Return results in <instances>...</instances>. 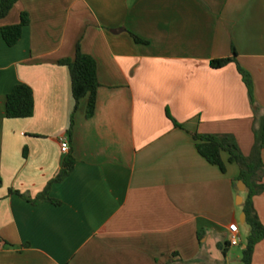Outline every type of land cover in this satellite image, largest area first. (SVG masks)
Wrapping results in <instances>:
<instances>
[{"label":"crops","instance_id":"obj_1","mask_svg":"<svg viewBox=\"0 0 264 264\" xmlns=\"http://www.w3.org/2000/svg\"><path fill=\"white\" fill-rule=\"evenodd\" d=\"M23 13L9 46L2 29ZM78 44L98 66L92 117L60 63ZM234 47L254 103L236 63L211 66ZM19 83L32 117H7ZM263 118L264 0H18L0 17V264H243L240 167L211 164L192 133L233 134L250 155ZM69 154L73 171L50 189L60 204L34 203ZM254 202L264 223V193ZM235 232L242 253L220 247Z\"/></svg>","mask_w":264,"mask_h":264},{"label":"trees","instance_id":"obj_2","mask_svg":"<svg viewBox=\"0 0 264 264\" xmlns=\"http://www.w3.org/2000/svg\"><path fill=\"white\" fill-rule=\"evenodd\" d=\"M18 0H1L0 17H5L13 9ZM30 19L27 13H23L18 24L6 26L2 29L4 40L9 46L16 45L23 35L24 28L29 24ZM137 40L144 42L139 37ZM238 53L233 48L232 56L214 59L211 61L213 68H222L229 63H236L244 82L249 88L251 101L254 103V81L252 74L245 69L238 61ZM62 65H66L70 69L72 79V90L76 100V104L82 99H88L87 116L92 117L95 114L97 106V92L101 86L98 78L97 61L92 56L83 52L81 45L77 46V54L74 59L61 60ZM7 117L9 118H29L35 113V96L31 86L25 83L17 84L8 94L6 105ZM169 117L179 127L183 125ZM70 137L73 135V121L69 129ZM196 141L199 153L205 157L211 164L219 166L223 171H227L228 163H236L240 167V174L235 182L244 181L246 188V198L243 203V209L246 213V223L250 227L247 237V245L243 250V264H254L253 258L257 245L264 239V223L262 222L254 202L255 196L264 193V118L259 127L255 128V142L250 155H245L241 150L236 137L230 133H213L201 134L192 133ZM224 153L229 155L228 160L224 159ZM76 159L69 154L61 168L59 174L49 183L45 191L40 193L34 203L50 201L54 204H60L58 199L50 196L52 185L66 179L73 171ZM23 198H28L24 194H20ZM200 237V236H199ZM230 244L226 242L220 247L226 250Z\"/></svg>","mask_w":264,"mask_h":264},{"label":"built area","instance_id":"obj_3","mask_svg":"<svg viewBox=\"0 0 264 264\" xmlns=\"http://www.w3.org/2000/svg\"><path fill=\"white\" fill-rule=\"evenodd\" d=\"M70 149H71V147H70L69 139L68 138H62L61 139V151L64 154H68ZM240 242H241V237L238 234V232H235L234 235L232 236L229 244L232 246H237L240 244Z\"/></svg>","mask_w":264,"mask_h":264},{"label":"rangeland","instance_id":"obj_4","mask_svg":"<svg viewBox=\"0 0 264 264\" xmlns=\"http://www.w3.org/2000/svg\"><path fill=\"white\" fill-rule=\"evenodd\" d=\"M262 120H263V119H262ZM262 120L260 119V120L258 121V125H259V126L261 125ZM259 126H258V127H259ZM249 232H250V227H249L248 225H246V226H242V227H241V234H242V237H243V244H242V245L246 244V242H247V237H248V235H249ZM223 244H225V242H224ZM242 245H240V246H236V247H232V248L242 253V249H241Z\"/></svg>","mask_w":264,"mask_h":264},{"label":"water","instance_id":"obj_5","mask_svg":"<svg viewBox=\"0 0 264 264\" xmlns=\"http://www.w3.org/2000/svg\"><path fill=\"white\" fill-rule=\"evenodd\" d=\"M239 189H240L241 191H245V190H246V184H245L244 181H240V182H239Z\"/></svg>","mask_w":264,"mask_h":264}]
</instances>
